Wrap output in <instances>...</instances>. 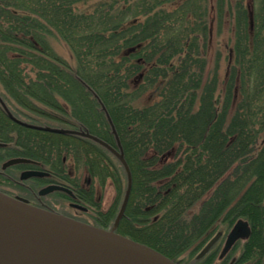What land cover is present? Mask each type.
Masks as SVG:
<instances>
[{
    "label": "trees",
    "instance_id": "16d2710c",
    "mask_svg": "<svg viewBox=\"0 0 264 264\" xmlns=\"http://www.w3.org/2000/svg\"><path fill=\"white\" fill-rule=\"evenodd\" d=\"M227 20L232 62L211 77L213 22L222 31ZM0 96L20 120L116 146L106 108L133 177L119 233L180 264H210L221 242L198 254L243 219L251 234L235 264H264V0H0ZM0 140L4 158L36 160L97 207L95 225H113L127 176L104 146L25 127L1 106ZM108 181L116 195L103 211L96 184Z\"/></svg>",
    "mask_w": 264,
    "mask_h": 264
},
{
    "label": "water",
    "instance_id": "95a60500",
    "mask_svg": "<svg viewBox=\"0 0 264 264\" xmlns=\"http://www.w3.org/2000/svg\"><path fill=\"white\" fill-rule=\"evenodd\" d=\"M0 104L12 120L23 126L54 133L76 134L94 140L117 157L127 174L124 200L110 229L34 206L26 199L12 197L0 191V264H179L160 251L117 232L130 199L133 177L114 123L103 105L102 109L106 112L117 140V148L88 131L23 122L13 116L1 97ZM1 145L4 143H0ZM31 162L33 161L28 158H12L4 164V168ZM44 175H47L44 171H26L22 178ZM53 191H62L75 197L69 188L57 184L48 185L40 191V194ZM76 207L86 209L80 205ZM250 234L251 229L247 221L236 222L227 236L222 256L234 246L237 240L247 238ZM220 235V233L217 234L206 245L198 258L207 253ZM234 261L235 259L230 264Z\"/></svg>",
    "mask_w": 264,
    "mask_h": 264
},
{
    "label": "rangeland",
    "instance_id": "374dc122",
    "mask_svg": "<svg viewBox=\"0 0 264 264\" xmlns=\"http://www.w3.org/2000/svg\"><path fill=\"white\" fill-rule=\"evenodd\" d=\"M259 0H246V2L253 7V5H256ZM219 27L216 23V21L213 22V30H212V42L210 43L209 50H208V56H207V74L209 76H213L214 72H216V66L217 63L219 62V69L218 73L219 76L221 77L224 75L226 70H228L229 63L231 64V59L228 53V49L230 47H224L226 42L230 44L229 46H232L234 43V35L231 31V23L229 20H227L224 25L222 26V31H218ZM51 40V45L53 48L65 59L70 60L71 59V53L68 48V46L60 39L58 38H52ZM223 42V43H222ZM226 46V45H225ZM220 58V59H219ZM219 59V60H218ZM228 66V67H227ZM211 76V77H212ZM1 166V165H0ZM81 180L85 181L87 179V173H84L82 170L80 171ZM123 177H125V172L123 173ZM125 181L126 177H125ZM28 185H33L31 182H26ZM97 185V190H96V198L101 199V204L100 208L101 210L105 211L109 209V207L112 205L115 195H116V190L115 186L111 183V181H108L105 185L103 186H98ZM39 186V185H38ZM10 191H15V193L25 195L30 198H35L38 197L37 190L34 192H31L29 190L25 189H19V188H8ZM126 191V190H125ZM125 195V193H124ZM121 200V203L123 202L124 199ZM41 201L44 202L48 207L52 208L54 212L66 215L69 217H73L79 221H83L85 223L89 224H95V219L94 217L96 216L97 213V207H94L93 209H90L88 212H83L81 210L72 208L70 206V201L67 199L65 196L61 195L60 193H50L44 197L41 198ZM51 210V209H49ZM114 224V223H113ZM231 229V228H230ZM230 229H227L225 226H221L218 231H222L224 233V238L226 237V234L229 232ZM224 238L221 240V243L219 247L215 251H218L217 256L214 258L212 263L210 264H222L221 261H219V254L220 251L222 250V244L224 243ZM242 244V243H241ZM240 244V245H241ZM236 250H232V252L229 254V256L223 261V264H228L230 263L231 259L233 256L239 257L241 254V246Z\"/></svg>",
    "mask_w": 264,
    "mask_h": 264
},
{
    "label": "flooded vegetation",
    "instance_id": "af4514ba",
    "mask_svg": "<svg viewBox=\"0 0 264 264\" xmlns=\"http://www.w3.org/2000/svg\"><path fill=\"white\" fill-rule=\"evenodd\" d=\"M0 106L4 110V108H3V106L1 104H0ZM4 112L6 113L5 110H4ZM0 142L4 143V145L0 146V165H1L0 166V191L4 192L6 194H9V195H11L13 197H21L23 199H26L29 203H31V204H33L35 206H38V207H41V208H45V209H51V210H53V209L48 207L44 202H42L41 198L46 196V195H48V194H50V193H60L61 195L65 196L67 199H69L70 206L72 208H75V209H78V210H81V211H82V209L76 207V205H80L82 207L88 208L87 206L83 205L82 203H80L78 201L77 196H76V194L74 193L73 190L72 191H73L75 197H72L68 193H65V192H62V191H53V192H50V193H47V194H40V191L43 188L47 187L48 185L59 184V183H56L55 181H53L51 179V174L48 171H46L44 169H40L39 163L36 160H34V159L29 158V159L33 160V162H31V163H18V164L10 165V166H7V167L4 168V164L9 159H11L13 157H16V156L5 157L4 158V156L1 155V151L5 150L6 148H8L9 144L4 142V141H2V140H0ZM34 170L44 171V172L47 173V175H44V176H31V177H27V178H22V175H23L24 172H26V171H34ZM26 182H31V184H33V185L30 186ZM8 188H19V189H25L26 188L27 190H29L31 192H34L35 190H37L36 192L38 194V197H36V199L35 198H30V197H27L25 195L15 193V191H10ZM88 211H89V208L86 211H83V212H88ZM220 233H221L220 237L214 243L212 248H214L224 238V233L222 231H220ZM227 236H228V234H226V237L224 238V243L222 244L223 246L221 248L222 250L220 251V254H219V257L221 259L227 258L229 256V254L231 253V251H232V249H231L226 255H224V256L221 255L222 251L224 249L225 243H226ZM243 241L244 240H242V242ZM234 257L237 260L236 256H233L231 260H233ZM236 260H235V262L233 264L236 263Z\"/></svg>",
    "mask_w": 264,
    "mask_h": 264
}]
</instances>
